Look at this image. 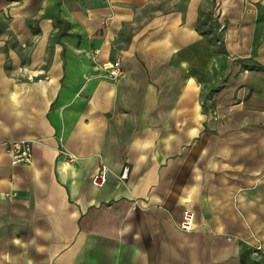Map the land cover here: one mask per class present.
I'll use <instances>...</instances> for the list:
<instances>
[{
    "label": "crops",
    "instance_id": "0c3cea01",
    "mask_svg": "<svg viewBox=\"0 0 264 264\" xmlns=\"http://www.w3.org/2000/svg\"><path fill=\"white\" fill-rule=\"evenodd\" d=\"M0 28V264H264V0H0Z\"/></svg>",
    "mask_w": 264,
    "mask_h": 264
},
{
    "label": "built area",
    "instance_id": "2783aa9c",
    "mask_svg": "<svg viewBox=\"0 0 264 264\" xmlns=\"http://www.w3.org/2000/svg\"><path fill=\"white\" fill-rule=\"evenodd\" d=\"M99 50L93 51L94 58L99 54ZM104 77L110 80H117L123 74V68L120 60H115L103 65ZM8 152L13 165L29 164L33 156V143L30 140H16L8 142ZM108 169L106 166H101L99 171L93 176L92 184L96 188H101L107 183ZM129 167L124 166L119 176L121 181L128 179ZM195 214L192 210H185L180 222V228L185 231L194 229Z\"/></svg>",
    "mask_w": 264,
    "mask_h": 264
},
{
    "label": "rangeland",
    "instance_id": "374dc122",
    "mask_svg": "<svg viewBox=\"0 0 264 264\" xmlns=\"http://www.w3.org/2000/svg\"><path fill=\"white\" fill-rule=\"evenodd\" d=\"M1 29V28H0Z\"/></svg>",
    "mask_w": 264,
    "mask_h": 264
}]
</instances>
